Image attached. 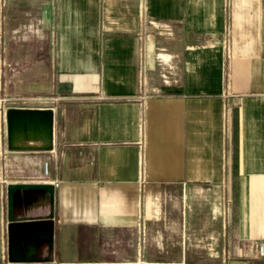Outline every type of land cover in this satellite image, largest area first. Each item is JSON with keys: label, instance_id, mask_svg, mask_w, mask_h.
Listing matches in <instances>:
<instances>
[{"label": "crops", "instance_id": "crops-1", "mask_svg": "<svg viewBox=\"0 0 264 264\" xmlns=\"http://www.w3.org/2000/svg\"><path fill=\"white\" fill-rule=\"evenodd\" d=\"M8 108L53 149L9 150ZM17 184L53 188L14 195L51 213L26 264H264V0H0V264Z\"/></svg>", "mask_w": 264, "mask_h": 264}, {"label": "water", "instance_id": "water-1", "mask_svg": "<svg viewBox=\"0 0 264 264\" xmlns=\"http://www.w3.org/2000/svg\"><path fill=\"white\" fill-rule=\"evenodd\" d=\"M53 122L54 113L51 109L32 110L21 108H8L5 111V123L7 130V141L9 150L16 151H51L53 149ZM43 191L44 204L49 203L52 209L53 188L50 185H9L7 187V230H8V259L11 264H26L29 260H14L12 249L15 243V228L18 225L26 227L35 223H46L49 225V236L51 235L52 221L51 213L42 221L29 222L27 218H15L14 195L19 192L20 198L29 196L26 191ZM37 193L33 194L35 197Z\"/></svg>", "mask_w": 264, "mask_h": 264}, {"label": "built area", "instance_id": "built-area-1", "mask_svg": "<svg viewBox=\"0 0 264 264\" xmlns=\"http://www.w3.org/2000/svg\"><path fill=\"white\" fill-rule=\"evenodd\" d=\"M44 173H47V164L43 165ZM258 253L261 257H264V241L258 245Z\"/></svg>", "mask_w": 264, "mask_h": 264}]
</instances>
